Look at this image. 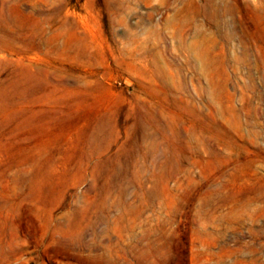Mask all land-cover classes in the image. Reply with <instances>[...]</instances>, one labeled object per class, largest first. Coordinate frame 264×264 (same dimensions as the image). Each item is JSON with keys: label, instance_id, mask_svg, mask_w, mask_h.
Masks as SVG:
<instances>
[{"label": "rangeland", "instance_id": "rangeland-1", "mask_svg": "<svg viewBox=\"0 0 264 264\" xmlns=\"http://www.w3.org/2000/svg\"><path fill=\"white\" fill-rule=\"evenodd\" d=\"M0 264H264V0H0Z\"/></svg>", "mask_w": 264, "mask_h": 264}]
</instances>
